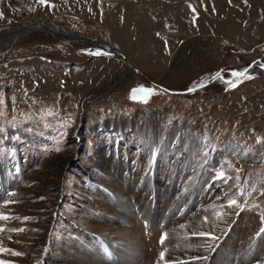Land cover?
Masks as SVG:
<instances>
[{
  "label": "rangeland",
  "instance_id": "rangeland-1",
  "mask_svg": "<svg viewBox=\"0 0 264 264\" xmlns=\"http://www.w3.org/2000/svg\"><path fill=\"white\" fill-rule=\"evenodd\" d=\"M118 1L0 0V264L263 262L264 0Z\"/></svg>",
  "mask_w": 264,
  "mask_h": 264
},
{
  "label": "bare ground",
  "instance_id": "bare-ground-1",
  "mask_svg": "<svg viewBox=\"0 0 264 264\" xmlns=\"http://www.w3.org/2000/svg\"><path fill=\"white\" fill-rule=\"evenodd\" d=\"M118 5H119V1L118 0H100V8H101V10L100 11H102V17L104 18L106 15H108V13L109 12H111L114 8H117L118 7ZM143 6V5H142ZM140 8H142V7H140ZM141 10V9H140ZM142 11V10H141ZM141 14V13H140ZM141 16V15H140ZM108 19V17L106 18V20ZM182 22L183 21H180V20H177L176 21V23L177 24H179V26L180 27H182ZM184 26H185V24H184ZM58 30V29H57ZM114 31V30H113ZM17 35V34H16ZM19 36V35H18ZM17 37H13L12 39H10L9 41H7V43H5L4 45H0V49L1 48H3V47H5V46H8V45H11L12 43H13V41H15V39H16ZM114 52V51H113ZM126 74V72H124V73H122L121 74V76L122 77H124V75ZM163 177V175L161 174V176H160V181H161V178ZM164 185L166 186L167 185V183H164ZM208 196L206 195V196H202V198H203V200H205L206 198H207ZM207 200H208V198H207ZM208 205V204H207ZM213 205H215V204H213ZM211 206V205H210ZM126 224H127V222H125ZM137 227V226H136ZM135 224L134 225H131L130 226V228H126V234H127V238H129V237H131V236H133L132 235V233H134V231L136 230L135 228ZM172 232V231H171ZM171 232H170V234H171ZM168 234H169V232H168ZM129 235V236H128ZM171 237V236H170ZM37 245V244H36ZM143 245V242L142 241H139V245H138V254L140 255V256H143V255H145V251L142 249V246ZM171 246V245H170ZM35 248H38V247H36V246H34L33 248H31V249H33L34 250V252H32L31 251V249L30 248H28V250H26V252H28L29 254H35V253H37V251H36V249ZM168 248V247H167ZM179 248V247H178ZM171 249V248H170ZM173 249V248H172ZM175 250V249H174ZM177 250V249H176ZM184 250V249H183ZM181 251V250H180ZM176 252L177 251H173V252H171L172 254H176ZM169 253V252H168ZM183 253V252H182ZM144 257V256H143ZM173 257V256H172ZM169 259V258H168ZM171 259V258H170ZM174 260V259H173ZM130 261V260H129ZM90 262L91 263H95V259H93V258H91V260H90ZM127 263V262H126ZM259 264H264V261L262 262V261H260V263Z\"/></svg>",
  "mask_w": 264,
  "mask_h": 264
},
{
  "label": "snow or ice",
  "instance_id": "snow-or-ice-1",
  "mask_svg": "<svg viewBox=\"0 0 264 264\" xmlns=\"http://www.w3.org/2000/svg\"><path fill=\"white\" fill-rule=\"evenodd\" d=\"M37 2L43 6H54V5H50L49 3V0H37ZM3 14L0 13V18H2ZM90 54H95V55H106L107 53H104L102 51H96L95 53H90ZM262 67H264V65H262ZM247 73V69H245L244 71L242 72H232V76H238V77H243L245 76ZM221 74L220 73H216L215 75V78H220ZM226 83H229V84H232L231 81H226ZM233 87H235L236 85L235 84H232ZM192 89H190L191 91ZM137 90L136 89H133V92H136ZM141 92L145 91V89L141 88L140 89ZM217 178H220V179H226L223 171L219 172L217 174ZM10 195H15V193H11ZM232 205H237V201L236 200H232L229 202V206H232ZM238 206V205H237ZM8 217L6 215H3V214H0V220H7ZM23 229H13V231H22ZM261 232H264V229H261ZM199 235L203 236V235H206L205 233H199ZM14 255H22V253H19V252H14L13 253Z\"/></svg>",
  "mask_w": 264,
  "mask_h": 264
},
{
  "label": "water",
  "instance_id": "water-1",
  "mask_svg": "<svg viewBox=\"0 0 264 264\" xmlns=\"http://www.w3.org/2000/svg\"><path fill=\"white\" fill-rule=\"evenodd\" d=\"M100 45H102V44H100ZM102 46L108 51L107 47H105L104 45H102ZM113 50L115 51V55H120V56H121V54H119L115 49H113ZM256 62L258 63L259 60H257ZM262 65H264V64L262 63ZM250 68H251V66H249V67L247 68V71L250 70ZM263 68H264V67H263Z\"/></svg>",
  "mask_w": 264,
  "mask_h": 264
}]
</instances>
